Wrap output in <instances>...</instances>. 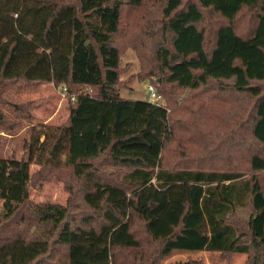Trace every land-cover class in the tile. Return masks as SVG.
Segmentation results:
<instances>
[{"label": "trees", "instance_id": "obj_1", "mask_svg": "<svg viewBox=\"0 0 264 264\" xmlns=\"http://www.w3.org/2000/svg\"><path fill=\"white\" fill-rule=\"evenodd\" d=\"M129 48L165 105L121 96ZM18 81L76 97L65 123L31 125L27 156H0V264H164L173 251L264 264V0H0L9 134L22 123L3 93ZM64 173L66 204L30 199L33 180Z\"/></svg>", "mask_w": 264, "mask_h": 264}, {"label": "rangeland", "instance_id": "obj_2", "mask_svg": "<svg viewBox=\"0 0 264 264\" xmlns=\"http://www.w3.org/2000/svg\"><path fill=\"white\" fill-rule=\"evenodd\" d=\"M121 65L127 66V71L123 73L122 80L124 86L120 89L121 96L124 98L134 100H149L150 91L147 89V85L150 81L139 80L137 73L140 69V63L136 52L129 48L121 56ZM154 80H157L155 77ZM160 80V79H159ZM8 90L3 93V97L8 101V104L1 105L12 118H19L22 123L20 129L15 134H9L0 128V156H15L21 157L27 156L28 145H26V139L30 137V127L35 124H53L60 125L65 123L69 117V105L70 100L63 95V87L56 86L53 83H40V82H25L18 81L17 83L7 86ZM186 95H183L185 97ZM189 97V96H188ZM182 99L180 102H182ZM162 104H166V100L163 99ZM23 105L27 108L29 116L24 113H17L14 105ZM181 104H178L176 117H179L183 113ZM210 121V119H208ZM202 128V134L206 137V140L210 136V132L207 128ZM197 128L182 130V137L185 140V151L188 155L198 156L202 153L199 149L197 141L201 140L202 135H199L196 131ZM197 137L198 139L189 140L190 137ZM44 137L41 138V140ZM248 142V136H247ZM244 145V143H243ZM191 150V151H189ZM202 155H205L202 153ZM244 157L245 154L243 153ZM171 157V156H170ZM204 159H209L208 156H204ZM217 157H214L216 160ZM39 165L32 164L31 171L36 172L39 169ZM69 178L68 173H64L62 176H52L44 180H33L30 186V199L34 202H55L66 204L69 197V192L66 189L65 179ZM250 208L245 207L238 210L235 220L240 224H246ZM199 259L203 264H250L248 261V255L245 253H232L230 255H224L218 251H173V253L164 260V264H175L176 262H185L187 260Z\"/></svg>", "mask_w": 264, "mask_h": 264}, {"label": "built area", "instance_id": "obj_3", "mask_svg": "<svg viewBox=\"0 0 264 264\" xmlns=\"http://www.w3.org/2000/svg\"><path fill=\"white\" fill-rule=\"evenodd\" d=\"M147 89L150 91V101L151 102H154V103H160L162 104V96L157 92L155 86L151 83H149L147 85ZM63 95L66 96V97H70L71 100H74L75 99V95L74 94H71L69 95L66 87H63Z\"/></svg>", "mask_w": 264, "mask_h": 264}, {"label": "crops", "instance_id": "obj_4", "mask_svg": "<svg viewBox=\"0 0 264 264\" xmlns=\"http://www.w3.org/2000/svg\"><path fill=\"white\" fill-rule=\"evenodd\" d=\"M47 83H52V82H47Z\"/></svg>", "mask_w": 264, "mask_h": 264}]
</instances>
